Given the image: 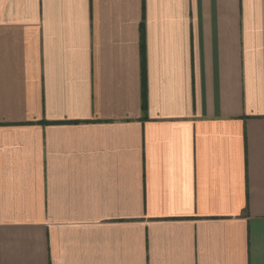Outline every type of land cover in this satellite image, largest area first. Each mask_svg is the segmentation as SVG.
I'll return each instance as SVG.
<instances>
[{"label":"crops","instance_id":"crops-1","mask_svg":"<svg viewBox=\"0 0 264 264\" xmlns=\"http://www.w3.org/2000/svg\"><path fill=\"white\" fill-rule=\"evenodd\" d=\"M0 264H264V0H0Z\"/></svg>","mask_w":264,"mask_h":264},{"label":"trees","instance_id":"trees-1","mask_svg":"<svg viewBox=\"0 0 264 264\" xmlns=\"http://www.w3.org/2000/svg\"><path fill=\"white\" fill-rule=\"evenodd\" d=\"M143 44V40L141 41V46ZM143 105H144V85H143Z\"/></svg>","mask_w":264,"mask_h":264}]
</instances>
